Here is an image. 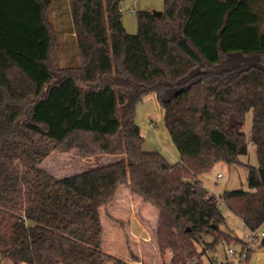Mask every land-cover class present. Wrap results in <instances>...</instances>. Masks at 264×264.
Segmentation results:
<instances>
[{
	"label": "trees",
	"instance_id": "obj_1",
	"mask_svg": "<svg viewBox=\"0 0 264 264\" xmlns=\"http://www.w3.org/2000/svg\"><path fill=\"white\" fill-rule=\"evenodd\" d=\"M124 1L68 0L79 62L61 67L53 1L0 0L4 264H130L103 249L101 208L122 188L159 211L171 264L247 245L221 229L225 208L247 230L264 228V0H161L162 17L137 12L136 34ZM152 94L175 165L143 148L136 108ZM250 144L258 166L239 160ZM55 151L119 159L58 179L42 167ZM221 162L248 169V190H207L201 176Z\"/></svg>",
	"mask_w": 264,
	"mask_h": 264
},
{
	"label": "rangeland",
	"instance_id": "obj_2",
	"mask_svg": "<svg viewBox=\"0 0 264 264\" xmlns=\"http://www.w3.org/2000/svg\"><path fill=\"white\" fill-rule=\"evenodd\" d=\"M52 1L53 4L50 16L52 17L59 37L60 65L61 67L77 65L79 62L78 44L75 35L72 33L73 21L70 5L68 0ZM261 1L262 0L259 2L261 3ZM162 6L163 2L161 0H125L122 3V13L123 24L127 32L130 34H136L138 32V11L147 9L159 11L157 8ZM252 121V113L247 114L244 127L246 133H249L251 129ZM136 123L140 127L142 137L144 138L143 148L146 152L160 153L171 165H175L180 162L179 152L174 145L165 124L164 110L159 105L156 95L152 94L148 96L137 105ZM117 159H119V157L108 155H104L99 158H83L75 151L69 153L55 151L44 161L42 167L52 176L61 179L99 165L110 163ZM239 160L251 166H257L258 161L256 149L249 147L248 155L240 156ZM218 173L223 175L221 179L217 178ZM201 179L207 190L217 197H220L227 191L238 189L248 190V169L242 165H229L223 162L218 163L210 172L201 176ZM108 206L106 205L101 208L104 230H106L107 234L110 235L112 233L111 226H115L122 229L123 231L121 230V232L126 235L127 232L125 230H127V221H114L111 218V209H109L110 207ZM223 213L225 217V224L221 227V229L224 232L233 234L240 240L246 242L247 245L243 247L245 253L250 247L253 248V251L247 260L244 258L240 263H236L238 262V256L230 255L227 251V246L221 245L214 253L207 250L204 251L201 257L202 263L264 264V246L261 245V241L259 240L255 243L246 241L245 234L248 233V230L244 228L241 220L226 208L223 210ZM154 237V245L157 247L154 245L151 247L142 245L139 246V248H131V246L126 243L123 244V249L130 252L131 259L141 261V263L133 264H171L172 254L169 251L162 254L158 246L157 234ZM211 241L212 238L205 237L204 241L198 244V250L202 252L206 249L205 243H209ZM137 249H139V255L136 257L131 253V250L133 252V250ZM235 250L239 255L242 247L235 246ZM104 251L107 252L105 249ZM0 264H4L1 262V251Z\"/></svg>",
	"mask_w": 264,
	"mask_h": 264
},
{
	"label": "crops",
	"instance_id": "obj_3",
	"mask_svg": "<svg viewBox=\"0 0 264 264\" xmlns=\"http://www.w3.org/2000/svg\"><path fill=\"white\" fill-rule=\"evenodd\" d=\"M157 9L161 11L162 7H158ZM249 147L256 149V146L252 144H250ZM108 207L111 209L110 214L114 221H127V230H125L127 234L125 235V233L121 232L122 229L115 226H111L112 233L110 235L104 230L103 248L107 250L108 253L115 255L130 264L141 263V261L131 259L130 252L123 249V244L126 243L131 246V248H139V246L142 245L151 247L154 245V236L157 234L159 224V211L151 205L145 204L140 197L133 195L128 188L120 189L116 195L115 201ZM233 236L236 237L235 235ZM259 240L261 241V245L264 246V239ZM259 240H256L255 242ZM248 249L253 251V248L251 247ZM138 251L139 249L133 250V252L131 250V253L137 257L139 255Z\"/></svg>",
	"mask_w": 264,
	"mask_h": 264
},
{
	"label": "built area",
	"instance_id": "obj_4",
	"mask_svg": "<svg viewBox=\"0 0 264 264\" xmlns=\"http://www.w3.org/2000/svg\"><path fill=\"white\" fill-rule=\"evenodd\" d=\"M218 179H221L223 177L222 174H218ZM259 239H264V228L258 229V230H248V233L245 234V240L248 242H255L256 240ZM227 249H228V253L232 256H238V262L236 263H240L242 261V259H248V250L246 251V253L244 252V249L242 248L240 254L238 255V253L235 250V246L234 245H227ZM196 261L192 260L189 264H194Z\"/></svg>",
	"mask_w": 264,
	"mask_h": 264
},
{
	"label": "water",
	"instance_id": "obj_5",
	"mask_svg": "<svg viewBox=\"0 0 264 264\" xmlns=\"http://www.w3.org/2000/svg\"><path fill=\"white\" fill-rule=\"evenodd\" d=\"M153 14H154L156 17L160 18V17H162L163 12H162V11L154 10V11H153ZM263 242H264V241H263Z\"/></svg>",
	"mask_w": 264,
	"mask_h": 264
}]
</instances>
